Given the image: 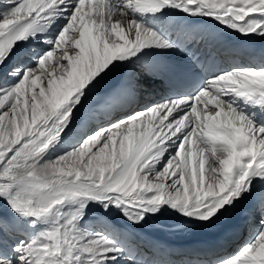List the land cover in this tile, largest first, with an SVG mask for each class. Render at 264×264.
<instances>
[{
  "label": "snow or ice",
  "instance_id": "1",
  "mask_svg": "<svg viewBox=\"0 0 264 264\" xmlns=\"http://www.w3.org/2000/svg\"><path fill=\"white\" fill-rule=\"evenodd\" d=\"M0 264H264V0H0Z\"/></svg>",
  "mask_w": 264,
  "mask_h": 264
},
{
  "label": "bare ground",
  "instance_id": "2",
  "mask_svg": "<svg viewBox=\"0 0 264 264\" xmlns=\"http://www.w3.org/2000/svg\"><path fill=\"white\" fill-rule=\"evenodd\" d=\"M157 240H163L173 245V247H186L193 244H199L203 242H210L215 239L214 232L203 233L194 237H179L168 234L167 232L161 231L155 233Z\"/></svg>",
  "mask_w": 264,
  "mask_h": 264
}]
</instances>
